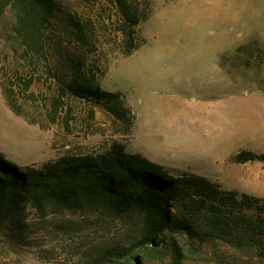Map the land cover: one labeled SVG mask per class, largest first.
Wrapping results in <instances>:
<instances>
[{
    "label": "rangeland",
    "instance_id": "374dc122",
    "mask_svg": "<svg viewBox=\"0 0 264 264\" xmlns=\"http://www.w3.org/2000/svg\"><path fill=\"white\" fill-rule=\"evenodd\" d=\"M53 1L57 11L43 29L50 70L42 57L25 52L11 8L0 17V82L32 76L34 101L25 99L22 83L13 99L37 122L14 114L0 87L1 157L20 167L38 165L100 152L118 141L127 152H141L167 169L206 176L238 194L264 196V161H233L242 149L264 153V0H129L141 15L142 43L127 56L116 31L122 17L112 0ZM75 21L93 45L89 63L101 70L100 86L120 93L137 118L127 134L110 112L74 96L65 99L68 128L46 117L44 99L57 87L52 69L76 45ZM236 107L240 130L229 125L219 139L221 117L226 111L234 123ZM142 123H152L159 134ZM206 132L219 140L202 137ZM137 221L100 211L41 214L29 203L5 213L0 206V264H257L223 240L211 243L185 233L175 236L182 247L179 262L166 242L143 253ZM128 254L135 256L132 262Z\"/></svg>",
    "mask_w": 264,
    "mask_h": 264
},
{
    "label": "trees",
    "instance_id": "16d2710c",
    "mask_svg": "<svg viewBox=\"0 0 264 264\" xmlns=\"http://www.w3.org/2000/svg\"><path fill=\"white\" fill-rule=\"evenodd\" d=\"M122 20L116 31L121 34V53L130 55L142 43L138 33L140 12L129 0H112ZM11 8L14 31L29 57L39 56L51 69L43 42V29L56 13L53 0H0V17ZM76 45L63 53L64 62L52 69L56 90L44 99L49 122L59 121L69 127V106L65 99L74 96L101 106L124 123L125 133L135 124V115L124 105L118 92L102 89L98 82L101 70L89 63L94 52L79 22ZM81 44V49L79 45ZM62 52H60L61 55ZM96 66V67H95ZM27 101H34L30 90L32 76L21 80ZM16 81L0 82L6 106L16 115L29 119L16 106L13 95ZM264 161V153L240 150L235 163ZM29 203L41 214L64 212H110L132 215L138 219V246L147 253L166 242L176 262L182 247L176 234L199 237L214 243L223 242L257 264H264V196L225 190L217 182L190 172H171L140 153H130L118 141L103 151L66 154L41 164L17 166L0 156V206L5 213ZM123 255V254H122ZM135 256H125L132 262Z\"/></svg>",
    "mask_w": 264,
    "mask_h": 264
},
{
    "label": "crops",
    "instance_id": "0c3cea01",
    "mask_svg": "<svg viewBox=\"0 0 264 264\" xmlns=\"http://www.w3.org/2000/svg\"><path fill=\"white\" fill-rule=\"evenodd\" d=\"M219 68V66L216 64L215 65V71L218 73V70H220V73L222 72V70L221 69H218ZM264 90V89H263ZM210 108V107H209ZM220 110L222 109V106H220V108H219ZM236 112H235V115H236V119H235V122L233 123V122H229V119H228V115L226 114V111H225V115L223 114V116H224V118L222 119V117H221V121H220V127H221V133H220V136H219V139H221L222 138V140H224L225 139V137L227 136V130H228V128H229V125L230 126H233V124H234V126H235V128H236V130L237 131H239L240 130V128H241V118H240V113H239V111H238V109H237V107H236ZM137 119V118H136ZM207 120V119H206ZM209 120V119H208ZM211 123V120H209L208 122H206V124L208 125V124H210ZM143 124V126L145 125L144 123H142ZM146 129H147V131L148 132H150V133H152L153 134V132L154 131H156L158 134H159V132L157 131V130H154V128H153V124L152 123H147L146 125ZM207 134H203V136L202 137H204V138H210V139H212V140H214V141H217V140H219L218 138H212V136H211V134L209 135V133L208 132H206ZM195 136V138H197V134L196 135H193V137ZM242 150H247V149H242ZM140 154H142L143 155V153H141V152H139ZM143 156H145V155H143ZM146 157V156H145ZM254 161H257V160H254ZM259 161V160H258ZM249 162H253V161H249ZM247 163V162H246ZM237 164H245V163H237ZM169 171H171V172H177V171H179V170H175V169H168ZM179 172H181V171H179ZM184 172H186V171H184ZM206 177V176H205ZM208 178V177H207ZM209 179V178H208ZM211 180V179H210ZM211 181H214V180H211ZM214 182H217V181H214ZM217 183H219V182H217ZM220 184V183H219ZM221 185V184H220ZM222 187V186H221ZM264 193V192H263ZM263 193H261V194H263ZM260 194V195H261Z\"/></svg>",
    "mask_w": 264,
    "mask_h": 264
}]
</instances>
